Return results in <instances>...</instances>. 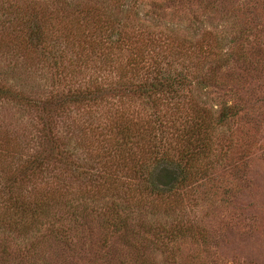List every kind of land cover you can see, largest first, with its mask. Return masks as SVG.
<instances>
[{
    "label": "rangeland",
    "instance_id": "374dc122",
    "mask_svg": "<svg viewBox=\"0 0 264 264\" xmlns=\"http://www.w3.org/2000/svg\"><path fill=\"white\" fill-rule=\"evenodd\" d=\"M153 3L163 15L148 11ZM33 6L42 7L44 36L60 38L63 77L52 59L28 49L22 33L10 34L13 7L25 17ZM97 11L114 22L134 19L127 23L130 50L142 45L156 56L172 49L170 59L189 64L191 80H208L206 91L185 93L213 118L221 108L233 112L181 189L152 194L113 157L107 137L122 110L142 118L153 112L140 97L114 90L77 105L62 97L117 78L114 63L99 68L93 60L102 59L89 54L107 34L84 21ZM216 42L219 63L210 59ZM183 44L188 54L179 57L173 49ZM2 90L11 95L0 94L1 182L17 180L19 198L50 195L56 204L38 232L19 235L0 225V264H264V0H0ZM63 150L72 156L61 158ZM34 155L44 164L22 179L21 165ZM179 229L186 231L173 241Z\"/></svg>",
    "mask_w": 264,
    "mask_h": 264
},
{
    "label": "trees",
    "instance_id": "16d2710c",
    "mask_svg": "<svg viewBox=\"0 0 264 264\" xmlns=\"http://www.w3.org/2000/svg\"><path fill=\"white\" fill-rule=\"evenodd\" d=\"M13 8V17H10L7 22L9 25L14 21L10 34L22 33L25 37L22 36L23 40L29 46L28 49L39 50L43 57L47 56V60L48 58L52 59L51 61L58 67L61 72L60 76H62L63 68L60 66L63 55L59 52L60 46H57L60 38L59 36H44L38 25L42 19L38 17V12L42 7L33 6L31 14L29 13L25 17L15 11L17 7ZM148 11L156 15H163L161 8L157 7L156 3L151 4ZM97 13L95 16L90 14L91 17H86L84 21L91 22L99 35L107 34L102 40V48L93 49L89 54L94 59H102L93 60L99 64V68L103 63L106 66L114 63L115 77L117 76V78L111 77L108 81L109 78L104 77L101 78L104 81L97 84L91 83L90 86L87 85L83 89L80 87L69 89L65 94H62V97L65 98V101L69 100L75 105L82 102L88 104H90L89 102H99L105 93L114 90L123 95L133 94L140 97L143 105L146 104V108L152 107L153 112L152 114L148 113L149 117L142 118L138 114H135L136 117H134V113L132 114L129 110H122L119 118L123 122L120 121L114 128H111L109 130L110 137H107L113 157L123 164L124 168L132 172L141 183H144L145 188L152 194L181 189L189 184L193 175L189 170L194 167L195 162L210 156L213 132L231 119L233 112L230 111V107L221 108L218 115L213 118L207 106L199 104L194 98L186 95L187 90L206 91L208 80L201 76L191 80L189 75L191 76L194 72H189V64L170 59L172 49L168 50V54L158 51L156 56L153 55L152 49L147 50L142 45L141 47L137 46L135 50H130L128 42H130L132 32L129 33L131 28L127 23L134 20L132 17L126 16L128 22L125 24L123 21L114 22L113 18H102ZM16 22L17 24H15ZM107 24H109V28L104 30ZM188 28L193 36L197 26L191 24ZM165 40L167 41V36ZM98 42L100 43L99 40ZM181 47H177L178 50L173 49L174 52L177 51L179 57L181 54H188L184 44ZM213 47L215 50L212 51L210 59L218 63L224 61L219 52L221 48L219 44L216 42ZM56 77L59 78L58 73ZM60 92L63 93L62 90ZM0 94L9 97L11 95L7 90H2ZM16 97L20 98L22 102L26 101L22 96L17 95ZM48 102L50 103V100ZM33 103L35 106L40 104L42 110L46 108L39 102L33 101ZM159 105H165V108L161 111ZM160 135L162 137H159ZM49 142H51V146H57L55 139L51 138ZM106 150L107 148L104 147V152ZM172 150L176 151L177 156L170 153ZM59 155L61 158H67L72 156V153L63 150ZM43 164L44 159L35 155L29 156L21 165L19 173L22 175V179L26 180L30 175H33L35 170H40ZM29 173L31 174L28 175ZM160 174L165 179L168 178L166 183H160ZM2 181L0 179V225H4L19 235L28 234L26 232H38L42 227H39L42 223L40 219L49 215V210L56 204V201L50 195L41 196L38 199L29 196L28 198H19L14 195L16 189H13L19 182L9 178ZM67 204L72 205L69 202ZM80 204L84 210L88 208V204ZM74 216L78 215L74 213ZM125 221L120 218L117 223L122 226L126 225ZM184 231L176 230V234L170 235L171 239L175 241L178 236L184 235Z\"/></svg>",
    "mask_w": 264,
    "mask_h": 264
}]
</instances>
